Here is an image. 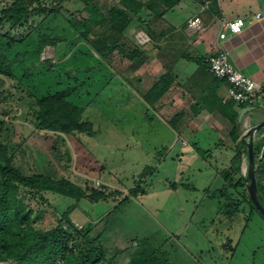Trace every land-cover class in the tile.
Wrapping results in <instances>:
<instances>
[{
	"label": "rangeland",
	"instance_id": "374dc122",
	"mask_svg": "<svg viewBox=\"0 0 264 264\" xmlns=\"http://www.w3.org/2000/svg\"><path fill=\"white\" fill-rule=\"evenodd\" d=\"M13 1L0 0V20ZM26 1L38 10L27 22H0V32L12 40L8 57L18 58L13 77L0 75V141L23 174L66 179L85 193L80 199L52 191L42 198L27 194L34 227L61 224L71 244L83 243L77 230H89L90 239L99 237L106 262L122 252L114 264H130L144 241L161 252L162 263L264 264L263 215L251 208L246 189L232 190L234 198L246 199L240 204L227 205L220 194L226 184L221 172L232 157L217 161L215 132L205 128L192 140L200 154L180 160L181 141L122 82L123 75L139 87L136 70L149 62L143 53L151 41L141 45L137 33L158 34L150 9L157 0H142L147 8L140 16L128 12L131 22L122 33L110 20L112 10L126 12L121 0ZM83 17L86 22L74 29L72 22ZM44 35L58 41L41 46ZM55 94L83 109L91 131L38 126L39 101ZM255 124L242 122V140L250 141L246 133ZM262 138L264 128L254 140ZM146 167L152 173L143 177ZM242 173L248 179L246 152Z\"/></svg>",
	"mask_w": 264,
	"mask_h": 264
},
{
	"label": "crops",
	"instance_id": "0c3cea01",
	"mask_svg": "<svg viewBox=\"0 0 264 264\" xmlns=\"http://www.w3.org/2000/svg\"><path fill=\"white\" fill-rule=\"evenodd\" d=\"M144 7L142 11L147 8ZM150 9L159 32L150 36L151 43L145 47L144 61L149 62L136 70L137 90L122 75L123 84L132 92L135 90L145 107L168 124L175 140L181 141L180 160L200 154L199 145L192 140L205 128L213 130L220 139L215 145L217 161L222 162L224 156L233 158L236 144L231 135L232 112H238V141H241L242 122H261L264 105L224 102L229 84L211 72L207 58L213 52L227 49L243 72L264 85V0H157ZM195 16L201 17L203 25L190 31L188 20ZM239 17L246 20L243 31L222 40L219 37L222 23ZM158 88H163V93L152 96L149 102L147 94ZM246 108L249 110L240 118ZM207 151L214 154L211 149ZM230 166H225L222 172Z\"/></svg>",
	"mask_w": 264,
	"mask_h": 264
},
{
	"label": "trees",
	"instance_id": "16d2710c",
	"mask_svg": "<svg viewBox=\"0 0 264 264\" xmlns=\"http://www.w3.org/2000/svg\"><path fill=\"white\" fill-rule=\"evenodd\" d=\"M126 12L112 10L111 22L113 29L119 33L124 32L130 25L131 19L128 12L139 15L144 4L140 0H121ZM38 12L37 9H29L26 0H14L12 4L2 10L3 17L1 23L6 22L12 26L20 25L28 21L30 14ZM86 18H79L72 22V27L78 29L82 21ZM86 38V33L82 34ZM12 41V40H11ZM0 32V75L13 77L14 67L18 58L10 59L7 51L12 47V42ZM49 41L55 44L58 38L44 35L41 37L40 45L44 46ZM137 53V52H136ZM165 80H162L163 87ZM164 88V87H163ZM163 88L150 91L149 102L154 95L162 94ZM157 89V88H156ZM83 109L68 102L60 94L49 95L39 101V127L47 130L72 133L73 131H91V125L82 120ZM238 112H232L230 121L233 125L231 135L235 142L236 153L231 161L229 169L222 172L226 185L220 189V194L228 201L227 205L243 203L246 199H236L232 190L246 189L249 195L246 181L248 180L242 173V155L248 154L247 145L242 140L238 141L240 125L237 121ZM264 138L254 141L255 160L259 165L256 168V180L258 197L264 205ZM13 159L9 155L6 145L0 141V260L13 261L15 264H114L116 258L122 252L117 250L115 255L106 262L103 251L97 245L99 237L90 239L89 230H77V234L83 238L81 244H71V236L63 229L62 225L41 231L32 224L33 210L25 201L27 194L35 193L42 198L41 193L52 191L64 196L80 199L84 196V191L72 182L62 179L55 180L44 175H25L12 163ZM256 165V164H255ZM143 177L152 173V168L146 167ZM147 172V173H146ZM146 179V178H145ZM138 189H135L136 192ZM101 196V194L99 195ZM263 217L264 214L254 205L251 197L247 200ZM65 218V217H64ZM67 220V218H66ZM142 243L140 248L132 252L130 264H168L162 263L161 252L155 247H145ZM151 247V246H150ZM167 262V263H166Z\"/></svg>",
	"mask_w": 264,
	"mask_h": 264
},
{
	"label": "built area",
	"instance_id": "2783aa9c",
	"mask_svg": "<svg viewBox=\"0 0 264 264\" xmlns=\"http://www.w3.org/2000/svg\"><path fill=\"white\" fill-rule=\"evenodd\" d=\"M246 20L242 17L222 23L219 37L226 40L229 35H236L243 31ZM202 19L195 16L188 20V29L196 31L202 27ZM137 40L141 45L151 41L150 35L140 30ZM207 62L211 72L218 78L228 82V93L224 102H235L247 106L257 104L264 105V85L259 83L253 76L243 72L233 61L231 53L227 49H220L211 53ZM255 139V137H254Z\"/></svg>",
	"mask_w": 264,
	"mask_h": 264
},
{
	"label": "water",
	"instance_id": "95a60500",
	"mask_svg": "<svg viewBox=\"0 0 264 264\" xmlns=\"http://www.w3.org/2000/svg\"><path fill=\"white\" fill-rule=\"evenodd\" d=\"M249 108H253V107H249ZM249 108H246L243 110V112H241L240 118H242V116L244 115V112L249 110ZM262 128H264V119L261 122L255 124L253 127H251L246 133V135L249 136L250 141L245 142V138H244L243 142L246 143L247 149H248V158H249L248 181H249V184H247V187H248L249 195L254 205L264 214V205L261 203L258 197L256 168H255V155H254V141H255L254 137H255V134Z\"/></svg>",
	"mask_w": 264,
	"mask_h": 264
}]
</instances>
